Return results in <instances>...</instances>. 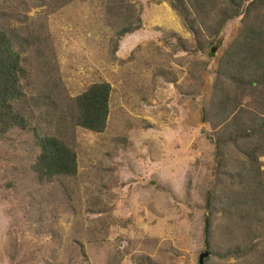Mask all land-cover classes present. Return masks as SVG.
<instances>
[{"label": "rangeland", "instance_id": "obj_1", "mask_svg": "<svg viewBox=\"0 0 264 264\" xmlns=\"http://www.w3.org/2000/svg\"><path fill=\"white\" fill-rule=\"evenodd\" d=\"M128 2L143 25L118 40L119 10L104 0H0V27L19 34L29 99L51 93L62 104L93 83L112 86L106 130H72L75 176L40 180L32 168L34 128L56 132L53 103L29 102L28 129L0 133V264H198L206 250L205 264H264V194L243 204L231 184L249 172L264 187V84L241 81L233 112L215 107L218 59L241 18L199 49L167 0ZM244 129L253 163L227 144L220 167L217 138Z\"/></svg>", "mask_w": 264, "mask_h": 264}, {"label": "trees", "instance_id": "obj_2", "mask_svg": "<svg viewBox=\"0 0 264 264\" xmlns=\"http://www.w3.org/2000/svg\"><path fill=\"white\" fill-rule=\"evenodd\" d=\"M104 1L108 2L111 8L119 10L115 16L118 40L141 29L142 14L135 5H131L128 0ZM167 1L182 19L187 30L194 35L199 49L218 42L227 23L235 18H241L237 34L219 57L217 68L218 78H224L225 81L218 83L215 107L220 113L233 112L232 92L235 85L241 81L252 87H257L259 82L264 84V0ZM22 54L18 32L10 27H0V133H7L14 128L28 129L30 121L27 105L29 102L34 107L39 101L47 105L53 103L54 110L58 114L56 132L47 133L41 128H34L39 153L32 168L40 180L75 176L79 166L72 130L77 127L96 133L106 130L112 86L105 81L93 83L77 96H65L61 99L62 104L56 103L53 99L54 94L51 93H46L44 98L29 99L23 83L26 70L23 66ZM209 54L214 56L212 49ZM262 122L264 125V117ZM252 136L249 129H244L232 133L225 139L218 137L215 142V160L218 165L220 167L225 165L221 162V155L227 144L238 148L252 164L255 156V153L251 151L253 146L245 148L250 144ZM242 140L245 142L243 148L239 144ZM248 170L251 171L249 168ZM237 174L236 177L239 178L244 176L240 172ZM246 174L247 178L237 182L238 184L231 183L234 186L233 195L236 199H242L239 195L248 196V200H244L243 204L250 203L252 198H258L264 194L263 185L252 186V180L248 179L249 172H245ZM236 188L239 192H236ZM208 193L203 230L206 243L210 236L215 207L213 195L211 197L212 192Z\"/></svg>", "mask_w": 264, "mask_h": 264}, {"label": "water", "instance_id": "obj_3", "mask_svg": "<svg viewBox=\"0 0 264 264\" xmlns=\"http://www.w3.org/2000/svg\"><path fill=\"white\" fill-rule=\"evenodd\" d=\"M212 52H216V48H212ZM209 254L208 250L202 252L199 256L198 264H205V259L209 256Z\"/></svg>", "mask_w": 264, "mask_h": 264}]
</instances>
